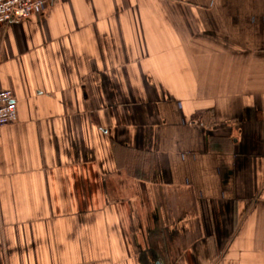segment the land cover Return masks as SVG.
Here are the masks:
<instances>
[{
	"label": "crops",
	"instance_id": "obj_1",
	"mask_svg": "<svg viewBox=\"0 0 264 264\" xmlns=\"http://www.w3.org/2000/svg\"><path fill=\"white\" fill-rule=\"evenodd\" d=\"M0 90V264H264V0H48Z\"/></svg>",
	"mask_w": 264,
	"mask_h": 264
},
{
	"label": "built area",
	"instance_id": "obj_2",
	"mask_svg": "<svg viewBox=\"0 0 264 264\" xmlns=\"http://www.w3.org/2000/svg\"><path fill=\"white\" fill-rule=\"evenodd\" d=\"M48 0H0V26L20 22L33 14L43 13ZM17 121V108L10 90H0V128Z\"/></svg>",
	"mask_w": 264,
	"mask_h": 264
}]
</instances>
